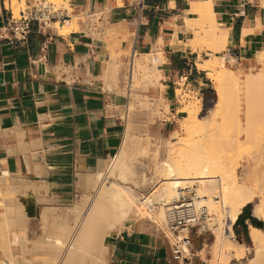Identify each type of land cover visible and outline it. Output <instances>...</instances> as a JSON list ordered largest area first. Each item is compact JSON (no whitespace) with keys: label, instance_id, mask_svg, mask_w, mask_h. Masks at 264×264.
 I'll return each mask as SVG.
<instances>
[{"label":"crops","instance_id":"obj_1","mask_svg":"<svg viewBox=\"0 0 264 264\" xmlns=\"http://www.w3.org/2000/svg\"><path fill=\"white\" fill-rule=\"evenodd\" d=\"M208 2L221 29L227 30L229 43L220 51L192 50L189 41L200 16L192 8L198 3L204 9ZM70 3L71 14L63 10L46 24L34 22L21 40L13 35L10 9L0 0V201L12 174H24L35 183L26 201L27 233L34 226V215L42 231L39 216L44 205H66L78 199V174L104 167L122 142L127 99L120 89L122 77L114 54L130 47L132 55L134 51L155 54V48L160 49L162 94L171 113L179 115V84L195 92L203 105L214 101L209 71L198 66L210 54L222 57L227 68L226 63L249 69L259 63L256 54L264 48V0ZM63 20L73 23L68 33L60 31ZM124 39L131 43L122 46ZM111 59L117 65L116 84L107 83L112 80L104 75ZM44 197L46 202L40 201ZM253 217L257 218L251 203L238 213L232 230L239 242L251 243ZM138 225L118 232L110 264H210L207 254H202L209 243L205 226L190 228L191 254L176 257L175 245L159 229Z\"/></svg>","mask_w":264,"mask_h":264},{"label":"bare ground","instance_id":"obj_2","mask_svg":"<svg viewBox=\"0 0 264 264\" xmlns=\"http://www.w3.org/2000/svg\"><path fill=\"white\" fill-rule=\"evenodd\" d=\"M11 1L6 0V5L13 6V1ZM57 2L62 1L57 0ZM200 10L198 3L193 5L192 11L198 12ZM204 10L207 12L210 22L215 24L216 13L210 2H208ZM56 26L60 28L61 24L57 22ZM61 29L68 33L71 29L69 21H65ZM221 30L220 32L218 31L219 33L214 30L213 34H209V36L212 35V40L216 44L213 51H220L229 43L230 37L227 30ZM204 37L207 36L203 35L201 31L195 30L194 38L189 41V46L193 48L192 50L200 47L203 39L206 40ZM159 41L161 42V40ZM155 49L158 52L160 51L158 48ZM134 52L136 54L133 53L130 61H128L130 62L128 91L126 95L122 93L127 99L125 109L126 129L115 156L106 161L104 167L96 170L94 173L78 174L77 188L80 191V196L74 202L66 205L43 206L40 214L43 233L37 241H34L32 247L28 246V242L31 239L26 235L30 218L29 211L26 210V201L29 191L36 189V185L34 182L26 179V176H23L24 174H12L10 179H7V188L2 192L3 198L0 201V264H109L112 253L111 241L122 229L121 227L125 224V221L140 216L143 221L149 220L152 221L150 223L165 226L167 205L173 199L185 196L184 190L187 188L191 189L193 184H198L197 196L193 197L197 206L205 205L209 207V210H213V213L215 212L218 215L220 201L216 198L218 197L217 193H220L222 207L227 210V213H224V215H222V212L221 215L219 214V217H215L217 223V226L214 228L215 242L220 251H232L235 259H241L252 249L255 252V256L248 264H264V227L252 225L250 232L252 237L251 248L236 240L232 230L233 223L240 210L245 205L252 202L255 203L259 195L257 190L248 189L244 185H240L236 168H232L229 171L227 169H225L226 171L224 169L222 171H214L213 169L216 165H213L214 163L211 160H206L204 157L175 158L172 156L174 152L173 147L166 148L165 158L161 159V161H157L158 150H156L155 158L157 159L152 156L154 158L153 162L157 161L154 162V167L151 166L152 164L150 165L151 167L145 166L143 156L146 155L147 149L141 140L142 138L140 139L134 131V128L139 131V126L142 125L139 122L143 120V115L145 118L148 115V109L145 108L147 105L145 104H142L140 109L137 108L138 110H135L138 107H135V100L140 96L147 97L146 89L148 88V82L146 81L145 84L143 83L144 85L142 84L143 86L140 85L141 87H138L133 84V78L135 72L138 71L142 72L141 75L145 76V79L155 77V80H158V77L162 76V63L153 57V53L138 55L137 51ZM256 56L258 61L264 60V48L258 50ZM114 63H108L111 65L104 70L106 78L108 76L113 81L108 80L107 83L116 84L118 64L115 66ZM198 66L203 70L218 73L216 82L218 100L216 104L209 109L208 114L205 116L200 117L197 115V112L192 111L193 108H190L189 111L190 117L193 120L191 130L199 134L200 137L193 141L194 138L192 137L194 136H190V138H187L189 139L187 143L185 140V144L190 148L203 152L207 148L206 146L210 144L209 142H211L209 130L230 109L228 91L230 88L233 89L234 84V88H237L236 84L238 83L235 81L231 82L230 80H238V77L232 69L224 65L222 57L213 54L210 59L199 63ZM137 75L135 77H138ZM253 76H257L253 78L257 82L260 80L264 81V73L262 72H258ZM152 78H150V81ZM140 79L138 78V80ZM226 80L229 81L226 83ZM251 82L249 80V84ZM152 83L151 81L150 85ZM228 83L232 87L230 85L227 86ZM262 102L264 106V100ZM249 106H252V104H249ZM197 108L198 110L201 109L200 100H198ZM139 116L140 118L142 117L141 120H139ZM136 120L137 122L139 121L140 125L135 122ZM133 123L139 126H133ZM144 167L148 168V170L151 168L156 170V172L159 170L165 173V182H162L161 186L158 185V194L155 195V200L161 204L160 207L153 206L152 208L151 205L148 206L151 204L149 203L151 202L149 197L142 196L141 198V195L136 191V187L148 184L147 181L150 177H147L145 174ZM151 169L149 172H151ZM151 178L153 181L156 180V173ZM207 181L211 183H206ZM41 200H45L46 202L47 198ZM223 201H225L224 204ZM142 205L146 207L144 208ZM149 212H151V215ZM253 212L259 220L264 221V198L262 203L254 204ZM210 219L209 221H212ZM137 222L139 224V221ZM141 223L140 226L142 227ZM164 230L166 231L167 229ZM189 230L184 229L181 232L186 233ZM179 233H171L170 231L166 237L173 240L179 237L182 239L185 235ZM14 243L20 245V254H16L13 251ZM181 245L185 246V250L190 249L183 242H181ZM180 248L185 253V250L181 246ZM27 254H37V256L39 254L40 258H28ZM225 261L228 263L229 258Z\"/></svg>","mask_w":264,"mask_h":264},{"label":"rangeland","instance_id":"obj_3","mask_svg":"<svg viewBox=\"0 0 264 264\" xmlns=\"http://www.w3.org/2000/svg\"><path fill=\"white\" fill-rule=\"evenodd\" d=\"M12 1L11 2L13 6L6 5V7L8 9H12L14 15L18 16L21 10L27 8L28 2H41L43 0H12ZM45 1L52 2L55 9L67 10L70 14L73 12L70 3L71 0H67L68 2H64L66 0L64 1L61 0L62 2H57V0H45ZM199 15L200 16L199 18H197L195 27L197 28L198 31H201L203 35L205 34V36H207L204 37L206 38V40L203 39V43L201 44L202 46L200 45L199 48L201 49L207 48L208 50L213 52V49L214 47H216V44L214 43V40H212L213 39L212 35L209 36V34H213L214 30H216V32L218 31L220 32L221 29L220 23L217 20V16L215 18L216 19L215 24H213V22H210L208 14L207 12H205L204 9L200 10ZM199 26L201 27V29ZM61 32L67 33V31L66 32H64V30L62 31V29ZM108 35L111 37L116 36V34H113L111 32H109ZM127 43H131L130 40L124 39L122 46L125 47ZM131 56H132L131 47L128 50L120 51L119 53L114 54L112 56L113 60L118 59L119 61L118 69L120 76L122 77V87L120 89L124 95H126L128 91V81H129L128 77L130 73L129 72L130 62L128 61H130ZM211 56L212 54H210V58ZM153 57H158V61H160L161 63H163L164 61L161 52H157L155 54L153 53ZM114 65L116 66L115 63ZM226 65L230 69H232L236 74V76L238 77V80H230L231 82L232 81H235L236 83L238 82L236 84L237 88L236 87L234 88L235 84L232 87V85L228 83L227 86L230 85V87L233 88V89L230 88V90L228 91L230 109L225 114H223L219 118L217 124L209 130L208 133L210 135L209 138L211 142H209L210 144L206 146L207 148L203 150V152L202 151L199 152L197 151V149L195 150L193 148L186 146L185 140L187 143V141L189 140L187 138H190V136H194L192 137L194 138L193 141L195 139L196 140L199 139L200 137L199 134L194 133L191 130V125L193 124V120L189 114L190 108L191 109L193 108L192 111L197 112V115H199L200 117L205 116L206 114H208L209 109L213 107L217 101L218 96L216 90V82H217L218 73L214 71L209 70V77L212 79L214 83L215 92H216L214 96V101L210 103H205L204 105L202 104L201 101V109L198 110L197 108L198 100L200 99L198 98L197 94L195 92H191L190 90L185 89L182 84H179L177 89V98L180 104V107L178 109L179 115H173L169 109V103L162 94V90L164 89V86L160 83V79L162 78V76L158 77V80L157 79L155 80V77L154 78L148 77L145 79V76L141 75L142 72H138L137 70H135L137 71L135 72L133 78V84L135 86L141 87L145 84L146 81L148 82V88L146 89L147 97L140 96L135 100L136 102L135 107L138 106L135 108V110L140 109L141 105L145 104L147 105V107L145 108L148 109L147 111L148 115L146 116V118L143 115V118L141 117L143 120H141L140 116L138 117L140 118L139 120H141L140 122L139 121L138 122L140 124L142 123V125H140L137 122V120L135 122L138 123L140 126L136 123H133L132 125L133 126L138 125L140 127L139 131H137V129L135 130V128L134 131L136 132V134H138L140 139L142 138L141 140L144 142V146L147 149L145 153L146 155L143 156L144 157L143 161L146 167H149L151 164H152L151 166H153L155 164L154 162L161 161V159L165 158L166 148L173 147L174 152L172 156H174L175 158L183 159V157L185 158L204 157L206 160H211L212 163H214L213 165H216L213 169L214 171L215 170L222 171L223 169L224 170L227 169L229 171L232 168L233 169L236 168L238 175L237 178L239 180L240 185H244L248 189L250 188L255 191L257 190L259 195L255 200V203H259V202L262 203L264 198V106L262 104L263 103L262 101L264 100V81L260 80L257 82L256 80L253 79L254 77L257 76H253V75L258 72L264 73L263 72L264 60L259 61L258 64L252 65L249 69H236L235 67L230 66L227 63ZM136 75L138 77H135ZM138 78L141 79L138 80ZM150 78H152L151 81L153 82L151 85H150L151 83ZM117 79H118V72H117ZM249 80L252 81L251 84H249ZM227 81L229 80H226V83ZM249 104H252V106H249ZM124 118H126V115H124ZM156 150H158V159L155 158ZM114 156L115 154L113 155V157ZM152 156L155 159H157V161L153 162L154 158ZM150 169L151 168H149V170L148 168H145V174L147 175V177H150L148 178L147 181L148 184H146L145 186L136 187V191L138 192V194L141 195V198L142 196L149 197V200L151 201L149 203L151 204H149L148 206L151 205L152 208L153 206L160 207L161 204L155 200V195L158 194V190H159L158 185L161 186V183L165 182L166 176L164 175L165 173L162 171L157 170L156 172V170L151 169V172L152 170H154L153 171L154 173L152 172L153 175L156 173V180L153 181L151 180L152 179L151 177H153V175L151 172H149ZM228 182H230V180H228ZM206 183H211V182L207 181ZM229 185L232 186V184L230 183ZM197 188H198V184H193L191 189L189 188L185 189L184 190L185 196L187 194L195 198L198 192ZM217 196L218 197L216 199L220 201L219 214L221 215V213L223 212L222 215H224V213H227V210H225L226 208L224 209L222 207V199L220 197V193H217ZM224 203L225 201H223V204ZM255 203L254 202L251 203L253 207ZM145 207L146 206H144V208ZM207 209L210 213V218H211L210 220L212 221L208 220L206 223H203L201 225L202 227L205 226L209 238V243L205 248L206 253L203 250L202 254L204 253L203 254L204 256H206L205 254H207V256L210 258L209 259L210 264H248L249 261L255 256L254 250L250 249L248 251V254L244 258L235 259L234 253L232 251H228V250L220 251V249L217 247V243L215 242V234H214L215 231L214 228L217 226L215 217L216 216L219 217L220 215L215 214V212L213 213V210H209V207H207ZM149 214L151 215V212H149ZM36 217L37 216L34 215L35 223L33 228L28 233L26 232V235H28V237H30L31 239L30 242H28V246L30 247L33 246L34 241H37L42 236L41 234L43 233L42 232L43 230L41 232L39 231L40 228H38V222L36 220ZM136 218H131L130 220L125 221V224L121 228L125 229L128 225L136 224L138 223L137 221H139V223L143 221L141 220L140 216ZM39 220H40V216H39ZM144 221L145 223L148 221L146 224H150L156 227L161 232L163 231L162 233H164L165 236H168V233L170 231L171 233H173V231L170 228H168L166 222H165V226H162V225L150 223L152 221L149 220H144ZM262 227H264V221H262ZM164 229H167L166 230L167 233ZM189 231H187L186 233L181 232L179 234H184L186 236L189 234ZM116 237H114L111 241V245L113 246L116 241ZM178 239L173 240L172 238H169V240L173 245L179 244L185 250V246L181 245L180 237ZM246 246L251 248V243L246 244ZM13 251L16 254H20V245L18 243L13 244ZM190 254H191L190 249L185 250L184 253L185 257L189 256ZM39 256H40L39 254L38 256L37 254L36 255L27 254L28 258L38 259L40 258ZM42 257L44 256L42 255ZM227 258H229L228 263L225 261ZM110 263H111V258L109 264Z\"/></svg>","mask_w":264,"mask_h":264},{"label":"built area","instance_id":"obj_4","mask_svg":"<svg viewBox=\"0 0 264 264\" xmlns=\"http://www.w3.org/2000/svg\"><path fill=\"white\" fill-rule=\"evenodd\" d=\"M63 10L55 9L52 2H32L27 5V8L21 10L18 16L14 15L10 9L9 23L11 31L16 38L24 40L31 31L32 24H46L48 21L56 19L57 13ZM65 21V20H63ZM157 58V57H155ZM166 223L168 228L173 232L179 233L184 229H190L206 223L210 219V213L205 206H197L193 196H182L178 199H173L166 207ZM189 234L184 236L180 241L189 245ZM176 257L183 255V250L179 244H175Z\"/></svg>","mask_w":264,"mask_h":264},{"label":"trees","instance_id":"obj_5","mask_svg":"<svg viewBox=\"0 0 264 264\" xmlns=\"http://www.w3.org/2000/svg\"><path fill=\"white\" fill-rule=\"evenodd\" d=\"M253 224L259 227H262V221L258 220L257 218L253 217Z\"/></svg>","mask_w":264,"mask_h":264}]
</instances>
